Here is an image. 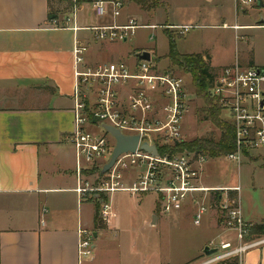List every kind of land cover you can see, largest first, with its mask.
I'll return each instance as SVG.
<instances>
[{
	"label": "crops",
	"instance_id": "obj_1",
	"mask_svg": "<svg viewBox=\"0 0 264 264\" xmlns=\"http://www.w3.org/2000/svg\"><path fill=\"white\" fill-rule=\"evenodd\" d=\"M157 2L174 11L172 21L164 24L169 32L183 35L174 26L198 22L202 28L219 29V40L226 36L224 32H232L234 46L237 38H249L246 44L250 53L241 54L236 45L229 60L221 59L210 44L201 45L195 52L178 50L182 54H202L214 76L236 61L245 67L264 66V57L255 51L256 37L251 33L264 30V23H252L249 9L238 12L236 0H184L179 6L174 0ZM178 9L180 15H175ZM51 15H56L51 0H0V264H164L147 251L151 229L158 227L162 219L156 198L154 222L145 214L127 219L119 216L111 195L115 216L102 218L104 225L96 226L93 204L81 200L76 191V160L69 139L74 127L73 49L77 40L86 43L87 61L94 63L103 61L104 56L113 58L110 49L115 44L94 41L90 31L64 27L65 17L62 25H54ZM130 17L121 12L116 21L122 24ZM258 17L252 16L253 21L261 15ZM91 18L85 20L78 13V26L98 22L94 14ZM234 25L244 28L234 29ZM164 31L168 35L166 28ZM209 165L208 160L201 185H240L245 220L253 225L264 224V185L255 188L260 192L257 199L244 201L240 176L237 180L227 175L222 180L214 179L215 164L211 168ZM262 167L258 170L263 171ZM144 197L132 199L141 208ZM211 218V227L219 234L204 242L202 250L211 241L232 235ZM80 228L94 234V254L82 263L78 250ZM202 250L192 261L203 259ZM243 264H264V243L249 249Z\"/></svg>",
	"mask_w": 264,
	"mask_h": 264
},
{
	"label": "built area",
	"instance_id": "obj_2",
	"mask_svg": "<svg viewBox=\"0 0 264 264\" xmlns=\"http://www.w3.org/2000/svg\"><path fill=\"white\" fill-rule=\"evenodd\" d=\"M252 4H257V0H236L237 11H245ZM123 8V0H95L92 11L98 22L79 27L75 5L65 17L64 27L90 31L94 41L110 44L131 40L139 28L157 29V25L139 24L134 18L125 24L117 23ZM53 24L57 25V19ZM174 28L183 34L191 26ZM149 38H156L155 33ZM88 50V45L78 40L73 49L74 127L69 139L75 153L76 191L80 199L98 200L101 218L109 219L115 216L110 202L115 192L133 196L154 193L159 214L170 216L187 206L193 207V223L197 226L214 209L217 221L232 235L219 242L211 241L208 245L217 251L204 255L196 264H243L244 254L263 244L264 235L251 234L254 225L244 218L241 186H202V175L210 159L206 153L170 150L163 155L159 153V147L172 148L187 141L183 123L189 94L184 79L171 69L160 71L151 60L136 56L132 63L124 60L88 63ZM210 96L221 107L222 119L231 123L235 132L236 149L225 158L240 165L244 154L264 149V66L245 67L236 61L222 67L214 76ZM103 125L119 129L125 135H138L139 143L135 152L122 153L101 175L116 146L115 138ZM98 126L102 133L91 130ZM145 142L155 145L159 155L143 150ZM78 233L82 263L94 254V234L83 228Z\"/></svg>",
	"mask_w": 264,
	"mask_h": 264
},
{
	"label": "rangeland",
	"instance_id": "obj_3",
	"mask_svg": "<svg viewBox=\"0 0 264 264\" xmlns=\"http://www.w3.org/2000/svg\"><path fill=\"white\" fill-rule=\"evenodd\" d=\"M70 1L51 0L52 13L58 16L57 25H62L64 17L71 12V9L75 5L78 8L77 10L80 17L85 18V20H92L91 17L94 14L92 11V3L95 0H83L82 2H80V0ZM123 1L125 4L122 11L123 16H131L130 18L136 19L139 24L157 25V29L139 28L131 40L112 45L110 52L113 53V58H106V56H104L103 61L100 62L124 60L132 63L135 60V53L137 51H150L151 63L157 66L160 71L171 69L184 79L185 88L189 94V100L187 101L188 112L183 123V133L186 140L190 141L201 137L218 139L221 136L220 129L217 128L216 125L210 121V118H207L206 116V109L210 107L208 104L209 101L196 94L192 75L187 71H183L182 68L172 64L167 56L169 51V38L164 31V28H166V31L175 38L177 48L180 52H195L201 47V45L210 44L220 55V58L225 60H229L233 57L236 52V45L241 54L242 52L246 55L249 54L248 45L246 44L250 42L249 38H247V40L243 38L241 41L237 40V38L236 42H238L234 46V41L230 37L232 32L227 31L228 34L224 32L223 34L226 36H224L222 40H219L221 35L219 29L202 28L198 26V24H200L198 22L193 23V26H191L188 31L184 32L183 35H178L169 32L168 27L164 26L166 23L165 21H172L174 13L171 8L166 7L167 5L163 6L161 2L158 3L157 0H150L149 3H147L148 6L142 8L137 3L130 0ZM174 2L179 6L184 0H174ZM249 11L251 18L250 21L252 23L257 22L253 21L252 16L254 17L256 15L260 17V15H264V7L258 6L257 4H252L249 7ZM176 13H179V9L175 11V15ZM255 24L259 23L257 22ZM85 33L89 34V32ZM152 33H155L156 35V38L153 40L149 38ZM251 33L256 37L255 51L259 56L264 57V30H254L251 31ZM91 130L97 133L103 132V129L100 126L93 127ZM209 163L210 168L215 164V167L213 168L216 169L214 172V179L222 180V177L227 175L228 179L231 178L237 180L240 176L242 186L245 188L244 201L245 199L248 201L250 197L256 199L259 197L258 195L260 192L255 188H259V185H264V170H258L264 163V149L252 150L249 154H244L240 165L224 156L210 158ZM262 169L264 168L262 167ZM132 172L135 171L133 170ZM132 197L133 199L144 197L141 208L137 206L138 203L136 204ZM155 198L156 195L154 193L133 196L128 192L118 191L113 194L112 204L114 210L124 219L137 216L141 217L142 214H145L148 219L150 217L153 219L152 210L154 208L153 205H155ZM90 202L93 204L96 211L95 199H90ZM187 212L189 214L186 215ZM180 213H184V215L181 214V217L174 218V215ZM192 214L193 207L191 208L189 206L170 216L159 214L162 219L158 227L151 229V236H149L151 245L147 249L149 252L148 254H153L155 261L157 260L164 264H196V261L192 260L202 250L203 243L219 234L218 231L211 227V225L214 224V219L211 218V216L217 220L218 214L214 209L210 212L208 211V213L204 215L200 226L193 223ZM100 220L101 222L99 225H104L105 220L102 218Z\"/></svg>",
	"mask_w": 264,
	"mask_h": 264
},
{
	"label": "trees",
	"instance_id": "obj_4",
	"mask_svg": "<svg viewBox=\"0 0 264 264\" xmlns=\"http://www.w3.org/2000/svg\"><path fill=\"white\" fill-rule=\"evenodd\" d=\"M70 1V0H65ZM83 0H80L82 2ZM137 3L140 7L148 6L150 0H130ZM71 2V1H70ZM72 4V2H71ZM57 15H51L50 20H55ZM169 37V52L168 58L175 66L182 68L192 75L193 83L196 88V94L206 98L209 101V106L206 109V116L216 125L221 131V136L218 139L209 137L195 138L181 144H177L172 148L159 147V153L163 155L170 150L171 153H179L184 151L203 152L210 158H219L235 151V132L233 125L222 119V110L218 103L214 102L210 96V88L213 83L214 75L210 71L209 63L204 59L202 54H182L178 51L175 38L168 33ZM97 200V199H96ZM158 211V207H157ZM100 203L96 201L95 225L98 226L101 222ZM251 234L254 236L264 235V224L254 225L251 228ZM202 256L204 254L202 253Z\"/></svg>",
	"mask_w": 264,
	"mask_h": 264
},
{
	"label": "water",
	"instance_id": "obj_5",
	"mask_svg": "<svg viewBox=\"0 0 264 264\" xmlns=\"http://www.w3.org/2000/svg\"><path fill=\"white\" fill-rule=\"evenodd\" d=\"M258 6H263V0H257ZM264 17L261 15L260 19L257 21L259 24L264 23ZM135 56L140 60H151V52L148 50H141L137 51L135 53ZM107 132H109L116 140V146L113 150L112 156L107 164L103 166V168L100 171V174H104L106 171H108L115 163L118 156H120L122 153L127 152H135L136 148L139 143V136L138 135H125L122 133L119 129H116L110 125H103L102 126ZM142 149L148 152H151L154 156H158V149L155 145L150 143H144L142 145ZM154 222L156 221V217L153 218ZM153 222V223H154ZM217 251V248H212L209 245H206L203 249V254L205 256H210L214 254Z\"/></svg>",
	"mask_w": 264,
	"mask_h": 264
}]
</instances>
